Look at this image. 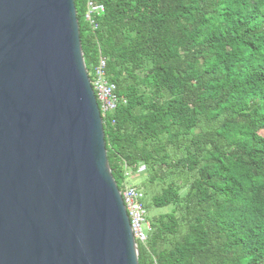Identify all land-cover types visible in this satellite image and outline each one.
I'll return each mask as SVG.
<instances>
[{
  "label": "trees",
  "instance_id": "16d2710c",
  "mask_svg": "<svg viewBox=\"0 0 264 264\" xmlns=\"http://www.w3.org/2000/svg\"><path fill=\"white\" fill-rule=\"evenodd\" d=\"M76 0L89 71L126 98L104 117L119 187L140 180L152 230L140 264H264V0ZM113 120L115 122L113 123Z\"/></svg>",
  "mask_w": 264,
  "mask_h": 264
},
{
  "label": "water",
  "instance_id": "95a60500",
  "mask_svg": "<svg viewBox=\"0 0 264 264\" xmlns=\"http://www.w3.org/2000/svg\"><path fill=\"white\" fill-rule=\"evenodd\" d=\"M0 264H140L76 0H0Z\"/></svg>",
  "mask_w": 264,
  "mask_h": 264
},
{
  "label": "built area",
  "instance_id": "2783aa9c",
  "mask_svg": "<svg viewBox=\"0 0 264 264\" xmlns=\"http://www.w3.org/2000/svg\"><path fill=\"white\" fill-rule=\"evenodd\" d=\"M105 11L106 6L103 0H87L84 19L92 30L95 31L99 28V17ZM107 63V57L101 55L98 64L93 67V70H88L103 119L113 115L121 102H126V98L118 93L117 84L110 79ZM114 122L115 120H113ZM124 167L123 187L120 188L122 196L137 242L146 243L152 230L148 217L146 193L142 189L140 182L136 184L131 181L141 180L147 174V164L145 161H139L134 165L124 162Z\"/></svg>",
  "mask_w": 264,
  "mask_h": 264
},
{
  "label": "rangeland",
  "instance_id": "374dc122",
  "mask_svg": "<svg viewBox=\"0 0 264 264\" xmlns=\"http://www.w3.org/2000/svg\"><path fill=\"white\" fill-rule=\"evenodd\" d=\"M82 23H85V19L82 20ZM131 182L138 184L140 182V180H132ZM165 210H167V209H152L149 214L157 213V212H161V211H165Z\"/></svg>",
  "mask_w": 264,
  "mask_h": 264
}]
</instances>
